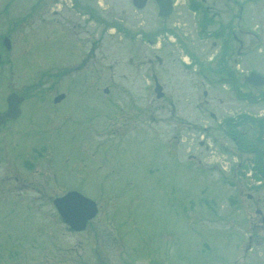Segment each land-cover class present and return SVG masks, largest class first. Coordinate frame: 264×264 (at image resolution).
<instances>
[{
	"label": "rangeland",
	"instance_id": "rangeland-1",
	"mask_svg": "<svg viewBox=\"0 0 264 264\" xmlns=\"http://www.w3.org/2000/svg\"><path fill=\"white\" fill-rule=\"evenodd\" d=\"M174 1L161 19L153 0L143 9L132 0H28L1 89L39 85L1 130L0 264H264V184L241 176L249 155L221 126L228 116L264 115V102L185 67L191 53L207 64L219 44L198 35L188 0ZM239 1L207 4L245 42L239 56L234 43L242 80L264 74V0ZM45 72L63 73L40 84ZM70 189L99 207L82 232L53 204Z\"/></svg>",
	"mask_w": 264,
	"mask_h": 264
},
{
	"label": "flooded vegetation",
	"instance_id": "flooded-vegetation-1",
	"mask_svg": "<svg viewBox=\"0 0 264 264\" xmlns=\"http://www.w3.org/2000/svg\"><path fill=\"white\" fill-rule=\"evenodd\" d=\"M23 0H0V112L7 111L8 108V96L11 93H17L19 96L23 97V101L20 104L21 108V114L16 119H8L7 122L2 124L0 126V135H2L1 130H3L6 126H10L14 123V120H18L24 113V106L26 102H28V89L23 91L19 90L16 91L12 88H10L9 91L6 93L3 92L1 89V77L8 76L7 71L5 69L6 66H13L14 64V54L15 51L13 50V43H14V32H16V29L22 28V27H28V0H24L23 2L27 3L26 10L18 15L17 8L18 3ZM202 2V9H203V24L205 25V28L207 31L205 32V37L210 38L214 37L217 39V44H219V50L217 54H215L213 57H211V62H207V66L211 67V71H216V75L218 77V82H224L226 80L233 81L234 83L238 82L240 70L237 68V63L235 61L236 58L233 57L235 55V44H238V49L236 50V54L238 56L242 53V50L244 49L245 42L240 39L236 35V27L232 23V20H230L228 23H225L224 21H220L217 17L218 15L216 13L211 12L210 5L207 4V0H201ZM237 2L240 4V1L237 0ZM20 5V4H19ZM240 7L241 4H240ZM250 20V19H249ZM249 23L248 20H244L243 25L246 27L245 30L248 33H252L246 24ZM213 26H216L215 29H210ZM3 29V30H2ZM243 33L244 29L241 28L239 30ZM204 34V33H203ZM233 57V58H232ZM220 68V69H219ZM239 71H238V70ZM221 70V71H220ZM14 71L11 70L10 74H13ZM215 74L213 72H206V73H200L201 76H203V81H206V78H208L210 75ZM235 87V85H233ZM239 87V85H238ZM206 94V92H205ZM234 123L238 124V120H235ZM237 128H242L243 135L248 141H255V132H254V126L252 124L249 125L248 129H245V126L238 125ZM237 139H239V134L237 132H233ZM253 134V136H252ZM3 135H9V134H3ZM264 141V138H262ZM251 153H245L253 158H255L256 155H259L262 158V161L264 162V142L263 147L261 149H252L250 150ZM23 169L25 173H28V156L25 157L22 161ZM264 170V165H263ZM235 176V175H234ZM229 182L236 183L235 179L231 180ZM238 182V181H237ZM240 182V181H239ZM264 180L262 181L261 185L263 186ZM240 185V184H239ZM260 186V187H262ZM239 188V186H237ZM256 189V187H254ZM239 194H243V190H239ZM249 199L254 200L252 194L248 195ZM255 205V212L257 211L256 206L257 202L253 201ZM233 204H236V200L233 202ZM249 207V206H248ZM250 208H246L245 210L249 211ZM262 221L264 222V216H262Z\"/></svg>",
	"mask_w": 264,
	"mask_h": 264
},
{
	"label": "water",
	"instance_id": "water-1",
	"mask_svg": "<svg viewBox=\"0 0 264 264\" xmlns=\"http://www.w3.org/2000/svg\"><path fill=\"white\" fill-rule=\"evenodd\" d=\"M159 7V15L166 17L173 10L172 0H156ZM147 0H134L138 7L145 6ZM245 82L255 88H264V76L257 72H251L245 77ZM108 91V89H106ZM158 96H162L160 88L157 90ZM65 97V94H60L55 98L59 102ZM20 99H14L13 95L9 98V109L6 113H0V125L8 118H15L18 113V102ZM55 205L63 216L64 220L76 231H81L86 228L88 220L95 217L98 212L96 203L82 195L77 191H71L62 197L55 199ZM260 213V210H258Z\"/></svg>",
	"mask_w": 264,
	"mask_h": 264
},
{
	"label": "trees",
	"instance_id": "trees-1",
	"mask_svg": "<svg viewBox=\"0 0 264 264\" xmlns=\"http://www.w3.org/2000/svg\"><path fill=\"white\" fill-rule=\"evenodd\" d=\"M193 6L194 8L196 7L197 9H200L201 7L200 4L199 5L196 4ZM238 93L240 96H245L246 98H249V99L250 97H252L250 93L242 94L239 91ZM259 95L264 100V91H262ZM237 119H238V124L234 123L235 119L232 117L226 119V125L228 127V132L226 133L232 138H234L233 136H235V134H233V132H230V131H235L239 134V139H237L236 137L234 138V140L237 143L238 150L242 154H244V153H251L250 150L254 148L261 149L263 147V142H264L262 139L264 138V117L254 118L252 116H248L247 114H241L238 116ZM250 124H252L255 129V138H254L255 141L253 142L248 141V139L244 137L243 131L237 128V126L240 125V126H245V129H248V126ZM253 162L255 163V177L257 179H264V170H263L264 162L262 161V158L259 155H256L255 158H253Z\"/></svg>",
	"mask_w": 264,
	"mask_h": 264
}]
</instances>
